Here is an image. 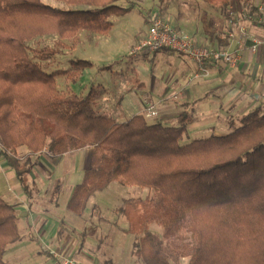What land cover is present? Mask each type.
I'll list each match as a JSON object with an SVG mask.
<instances>
[{
    "label": "trees",
    "instance_id": "obj_1",
    "mask_svg": "<svg viewBox=\"0 0 264 264\" xmlns=\"http://www.w3.org/2000/svg\"><path fill=\"white\" fill-rule=\"evenodd\" d=\"M57 1L86 9L0 0V156L25 195L34 164L19 161V148L53 156L92 148L90 166L67 208L82 215L90 199L113 182L153 191L122 209L129 233L139 236L135 255L144 264H179L184 258L188 264H264V114L255 110L226 135L182 144L192 122L188 113L176 126L150 123L144 115L117 122L97 111L93 90L62 94L58 75H80L93 64L73 60L72 70L48 73L32 60L27 42L58 35L56 48L36 52L49 61L67 47L63 40L82 29L107 33L109 17L132 9L118 6V0ZM207 1L223 10L235 3L255 11L253 0ZM153 224L162 228V238L150 231ZM20 239L16 208L0 194V264H7V247Z\"/></svg>",
    "mask_w": 264,
    "mask_h": 264
},
{
    "label": "rangeland",
    "instance_id": "obj_2",
    "mask_svg": "<svg viewBox=\"0 0 264 264\" xmlns=\"http://www.w3.org/2000/svg\"><path fill=\"white\" fill-rule=\"evenodd\" d=\"M42 1L44 4L64 10L86 9L68 6L65 2L57 0ZM117 5L126 9L131 8L132 11L124 17H109L107 22L111 26L107 33L82 29L78 33L79 41L85 42L86 45L74 53L72 51L78 45L74 40L78 35L74 39L63 40L67 47L62 49L60 55L49 61H41L37 58L36 52L48 47L56 48L60 41L58 35L38 36L26 44L32 60L48 73L58 74L59 71L72 70L71 60L91 62L92 69H86L80 75L74 72L70 76L58 75L56 78L58 90L65 95H83L84 92L88 94L92 90L96 93L110 92L116 97L111 101L107 100L103 108L99 107L101 109L98 110L96 102L97 111L109 117V114H112V107L120 109L121 98L129 93L132 92L131 99L138 100L135 94L143 90V85L149 90V96L144 94V100L150 104H147L148 108L155 106L157 111V105L152 104L156 100L150 94L155 93L158 97H163V87L167 84L176 88L173 82L176 83L179 79L174 81L170 78L174 76L175 57L183 59L182 55L166 51L170 53L168 55L165 50L143 54L136 50L146 36L150 20L155 17L178 31L193 34L197 44L234 51L239 61L242 56L238 49L239 45L247 44L242 48L246 50L250 48L253 56H257L264 47V25L259 24L257 17V7L264 6L261 0H253L255 11L235 3L223 10L207 0H118ZM247 13L253 15L252 21L245 20L244 14ZM249 36L263 41L257 51L252 50V40L248 38ZM237 64L222 66L235 67ZM193 73L185 74V82H201L200 79H193ZM163 78L166 80L165 83L162 81ZM174 78H177V75ZM204 81L203 79L202 82ZM71 86H74L73 90ZM198 97L199 92L195 91L193 98ZM201 97L204 98V95ZM260 98L259 95L250 96L240 109L237 108L236 111L231 109L227 115L219 113L218 120L211 122L210 126H214L213 129L209 126L208 131L194 139L208 138L216 132L220 133L221 126H227L230 121L238 126L245 115L255 110L264 114V100ZM183 100L185 98L172 96L165 101L174 105L184 104ZM109 102L113 103L112 107H109ZM219 102L215 104L218 105ZM212 108L217 110L215 112L217 114L218 106L214 105ZM131 112L133 109L128 110V113ZM183 113L187 114L186 111ZM130 118L131 116L127 114L121 122ZM157 118L158 115L151 117L153 119L151 122L159 123ZM171 124L169 126H176L178 121ZM182 144H187L186 135ZM3 150L0 140V154ZM91 156L92 148L71 151L62 156H53L47 150L33 154L26 147L19 148L16 154L19 161L21 163L30 161L32 165L34 164L28 175L29 196L18 187L16 174L0 156V190L8 189L13 193V205L18 209V229L21 237L18 242L7 247L4 255L7 264L21 262L59 264L54 257L43 251L45 243L53 250L70 255L83 264H144L135 255L139 236L129 233L128 222L122 214V209L126 201L145 200L153 195V191L113 182L106 190L96 193L90 199L82 215H76L67 208L73 186L89 168ZM150 231L161 238L163 236L162 228L155 224L150 226ZM188 263L189 260L184 258L179 264Z\"/></svg>",
    "mask_w": 264,
    "mask_h": 264
},
{
    "label": "crops",
    "instance_id": "obj_3",
    "mask_svg": "<svg viewBox=\"0 0 264 264\" xmlns=\"http://www.w3.org/2000/svg\"><path fill=\"white\" fill-rule=\"evenodd\" d=\"M190 35L194 37L193 34ZM79 39H80V34L74 40L78 45L77 47H75V49H73L72 51L73 53L75 50H80V48L86 45L85 42H81V40L79 41ZM201 39L203 40V37H201ZM245 45L247 44L239 45L238 47V49H240L242 56L237 66L235 67L219 66L212 70L211 77L208 79H204L205 80L204 82H202L203 80H201V82L199 81H192L190 83L185 82L184 80L185 74L188 72L189 73L194 72L195 67L193 66L192 62L185 56H182L183 59H177L175 57V61H174L175 63H173L174 65L173 71H174V76L177 75V78H174L173 76L170 79L174 81L176 79H179L178 81H176V83L173 82L176 88L174 89V86L167 84V86L163 87L164 88L163 97H158L155 93L150 94L153 95V97L156 100V102L152 104H155L158 107L157 120L159 121V123L169 126L171 122L173 123L177 122L179 116L186 111L192 118V122L188 125L187 132L185 134L187 137V143H189L195 140L194 138L199 136L201 133H205L206 131H208L211 122H214V120H218L217 115L219 113H224L227 115L231 111V109H234L235 111L237 108L240 109L241 105H244L249 100L250 96L258 97L259 95L261 96L260 99L264 100V57H263L264 47L261 49V51L257 56H253L250 48H247L248 50L242 48L245 47ZM201 46H205V45H201ZM215 48H217V46ZM226 49L230 50L228 48ZM166 51L168 50H165L164 52ZM166 53L170 55L169 52ZM93 79L97 81L95 77H93ZM172 80H167V81L172 82ZM162 81H164L165 83L166 80L163 78ZM72 88H74V86H71V89ZM195 91L199 92V96H200L196 99L193 98V96L195 95ZM131 93H129L123 99L121 98L120 109L118 107L114 109L112 107L113 103L109 102L110 105L109 107H112V114H109L110 118L114 119L117 122H121V120L125 118L127 114H129L131 118L137 115H144L146 116V118L150 123H153L151 122V120L153 119H151V117H148L146 113V109L150 104L148 102L146 103V100H144L145 97L144 94H148L149 96L148 87L146 85H143V90L138 91L135 94V96L138 97L139 101L137 99L135 101L134 99H131L130 98ZM84 94H86V92H84L83 95ZM98 95H99L97 100L98 110H100L101 108L104 107V105H106L105 102L107 100L111 101L116 97V96H112L108 91H105L103 93L102 92L98 93ZM201 95H204V98L201 97ZM172 96L185 98V100H183L184 102H182L184 104H174V105L168 104L167 101L165 100ZM217 101H220L218 105L215 104V102ZM214 105L215 107L218 106L217 114H215L217 110L212 108L214 107ZM129 109H133V112L128 113ZM213 113L215 115H213ZM173 123L171 125H173ZM234 124L235 123L230 121L227 126H221V130L219 131L222 132L220 133L216 132L215 136H223L230 133L232 130V126ZM210 127L211 129H213L214 126H210ZM83 177L84 175H82V177L77 180V183L73 186V190L77 185L82 183ZM18 187L22 190L19 182H18ZM0 194L5 201L13 205L14 199L11 190L8 189L0 190ZM16 212L18 216L17 208H16ZM18 222H19V216H18ZM20 264H26V263L21 262Z\"/></svg>",
    "mask_w": 264,
    "mask_h": 264
},
{
    "label": "built area",
    "instance_id": "obj_4",
    "mask_svg": "<svg viewBox=\"0 0 264 264\" xmlns=\"http://www.w3.org/2000/svg\"><path fill=\"white\" fill-rule=\"evenodd\" d=\"M248 14H244L245 20L252 21L253 15ZM257 17L259 24L264 25V6L257 7ZM248 38L252 40L253 51H257L263 44L260 39H254L250 36ZM136 50L143 54L168 50L185 56L195 67L193 79L196 80L209 78L214 67L236 65L239 62V58L234 52L212 46L198 45L188 32L178 31L156 17L150 20L146 36ZM147 114L148 117H155L158 115V111L155 106H151L147 109ZM43 251L54 257L59 264H83L70 255L53 250L46 243L43 245Z\"/></svg>",
    "mask_w": 264,
    "mask_h": 264
}]
</instances>
